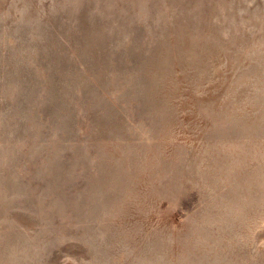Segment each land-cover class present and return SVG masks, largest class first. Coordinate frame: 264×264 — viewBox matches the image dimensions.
<instances>
[{
	"label": "rangeland",
	"instance_id": "374dc122",
	"mask_svg": "<svg viewBox=\"0 0 264 264\" xmlns=\"http://www.w3.org/2000/svg\"><path fill=\"white\" fill-rule=\"evenodd\" d=\"M0 264H264V0H0Z\"/></svg>",
	"mask_w": 264,
	"mask_h": 264
}]
</instances>
